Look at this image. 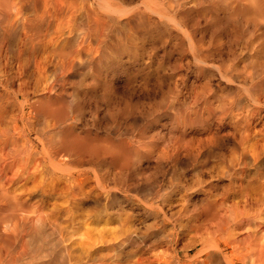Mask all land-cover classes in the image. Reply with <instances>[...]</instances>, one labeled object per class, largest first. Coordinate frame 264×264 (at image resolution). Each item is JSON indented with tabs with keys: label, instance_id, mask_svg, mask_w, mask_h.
<instances>
[{
	"label": "bare ground",
	"instance_id": "1",
	"mask_svg": "<svg viewBox=\"0 0 264 264\" xmlns=\"http://www.w3.org/2000/svg\"><path fill=\"white\" fill-rule=\"evenodd\" d=\"M0 264H264V0H0Z\"/></svg>",
	"mask_w": 264,
	"mask_h": 264
}]
</instances>
